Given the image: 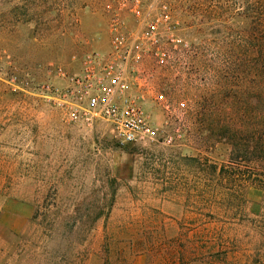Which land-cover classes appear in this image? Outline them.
Wrapping results in <instances>:
<instances>
[{"label":"rangeland","instance_id":"1","mask_svg":"<svg viewBox=\"0 0 264 264\" xmlns=\"http://www.w3.org/2000/svg\"><path fill=\"white\" fill-rule=\"evenodd\" d=\"M117 2L0 0V264H264V188L242 180L260 166L232 156L261 115L264 0H169L188 46L145 61L168 139L128 144L55 93L109 50Z\"/></svg>","mask_w":264,"mask_h":264},{"label":"built area","instance_id":"2","mask_svg":"<svg viewBox=\"0 0 264 264\" xmlns=\"http://www.w3.org/2000/svg\"><path fill=\"white\" fill-rule=\"evenodd\" d=\"M109 26V50L86 54L81 71L68 75L55 92L67 119L89 128L105 122L125 144L165 141L163 125L145 108V61L164 66L188 46L172 5L169 0H118Z\"/></svg>","mask_w":264,"mask_h":264},{"label":"trees","instance_id":"3","mask_svg":"<svg viewBox=\"0 0 264 264\" xmlns=\"http://www.w3.org/2000/svg\"><path fill=\"white\" fill-rule=\"evenodd\" d=\"M264 28V26H263ZM262 39L259 43L260 52L256 58L257 69L255 70V78L258 82L256 86V93L258 99L260 100L261 115L258 122H249L246 124V129L243 133L242 140L234 141L233 143V162L243 161L247 166L258 165L261 173H254L252 175H245L243 177V184L248 186H254L258 188H264V30L262 31ZM243 96L246 100L252 96L251 89L245 90ZM208 160V159H207ZM206 159H201L200 157H193L192 161L195 162L197 169L205 172H209L208 161ZM235 160V161H234ZM256 168V167H255ZM208 169V171H207ZM212 176H216L219 180L227 179L233 181L236 176L234 174L226 175L225 169L219 170L216 164H211L210 166ZM251 173V172H250ZM256 174V175H255ZM260 174H263L261 177ZM245 195V194H244Z\"/></svg>","mask_w":264,"mask_h":264}]
</instances>
